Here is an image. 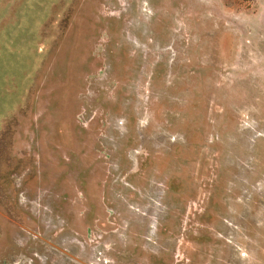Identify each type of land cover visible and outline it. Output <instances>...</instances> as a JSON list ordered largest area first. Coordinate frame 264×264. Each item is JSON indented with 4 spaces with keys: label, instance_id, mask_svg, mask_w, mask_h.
<instances>
[{
    "label": "rangeland",
    "instance_id": "374dc122",
    "mask_svg": "<svg viewBox=\"0 0 264 264\" xmlns=\"http://www.w3.org/2000/svg\"><path fill=\"white\" fill-rule=\"evenodd\" d=\"M0 264H264V0H0Z\"/></svg>",
    "mask_w": 264,
    "mask_h": 264
}]
</instances>
